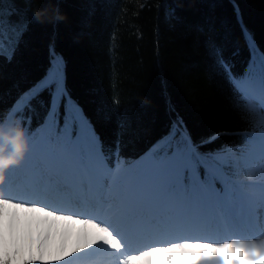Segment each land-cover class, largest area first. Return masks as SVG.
I'll return each instance as SVG.
<instances>
[{"label": "trees", "instance_id": "obj_1", "mask_svg": "<svg viewBox=\"0 0 264 264\" xmlns=\"http://www.w3.org/2000/svg\"><path fill=\"white\" fill-rule=\"evenodd\" d=\"M262 54L264 0H0V130L44 126L55 151L80 119L109 166L189 147L217 186L262 130L239 87ZM61 78L63 95L42 85Z\"/></svg>", "mask_w": 264, "mask_h": 264}, {"label": "snow or ice", "instance_id": "obj_2", "mask_svg": "<svg viewBox=\"0 0 264 264\" xmlns=\"http://www.w3.org/2000/svg\"><path fill=\"white\" fill-rule=\"evenodd\" d=\"M243 31L246 41H250L254 45L255 42L251 39V34L248 33L246 28ZM59 64H63L62 57L59 58ZM259 69L260 77L258 83H254L255 78L250 79L247 83V88L252 92L258 93L260 97L259 108L264 110V54L261 55ZM58 70H60L59 66ZM229 77L230 80L236 81L230 71ZM239 83V81H236L237 85ZM51 84L56 85L61 95L64 94L62 78L59 81L52 80L50 83L42 82L43 87H50ZM30 91L33 96L37 94L36 90ZM31 98V96H28L29 100ZM70 120L71 116H68L66 123ZM259 136L264 139V130L260 132ZM67 141H71V138L69 137ZM86 159L98 176L97 183L99 186L104 187L106 185L104 187V198L107 200L110 195V189L116 180L113 179L109 183V177L100 173L99 169L103 167L101 164L102 156L96 148L87 149ZM260 162L264 166V159ZM159 163H163L166 166V172L172 186L187 189L188 183H190L193 189H197L199 184L200 190L210 191L220 196V193L216 192L212 183H205V181L199 179V175L195 170L196 164L191 159L165 157ZM190 170L191 176L189 177L186 173ZM251 178L249 176V179ZM43 192L33 186L24 195L40 197ZM55 194L61 198L74 197L79 199L92 197L99 206L102 203L99 195L93 193L92 184L88 181L87 176L77 187H73L70 184L57 186ZM258 207L264 209V202L259 203ZM19 209H23L33 216L32 224L36 227L35 254H33L32 247V224H27L24 229L21 228L15 211ZM75 225L80 226L82 233L78 243L67 251V255L61 254L55 259L45 260V245L52 233ZM169 236L155 230L132 234L122 226L118 217L109 214H107V219H100L87 212L74 210L69 207L0 197V264H77L81 253L88 254L89 250L96 251L98 247L110 251L112 254H120L122 258L119 259L118 264H170L173 259L172 254H190L191 251L197 248H210L217 250V252H223L227 249L242 251L244 253L243 264H256L257 261L264 259V239L256 242L255 240L233 238L225 242H215L185 238L180 241L162 242L159 244L151 243L163 240ZM132 243L144 244L145 247L134 254H126ZM63 251L64 248L61 247V252ZM176 264H182V261L177 260ZM194 264H226V261L223 255H209L201 252L199 259ZM231 264H242V261L233 258Z\"/></svg>", "mask_w": 264, "mask_h": 264}, {"label": "bare ground", "instance_id": "obj_3", "mask_svg": "<svg viewBox=\"0 0 264 264\" xmlns=\"http://www.w3.org/2000/svg\"><path fill=\"white\" fill-rule=\"evenodd\" d=\"M53 65L58 69L55 64ZM36 146L28 147L21 163L5 171V180L0 184V197L35 201L58 206L53 196H50L54 191L53 184L55 187L58 186V183L56 184L58 179L49 177V174L42 173L39 164H35L36 160H38ZM262 159H264V139L257 136L255 145L252 146L245 157L252 171V178L249 179L247 177V181L252 183L258 181L259 185H264V168L260 162ZM142 163L144 166L139 167L138 179L132 181L130 178L123 175L120 165H117L111 172H107L104 169V163L101 161L103 167L99 169L100 173L109 177V183H111L113 179L116 180L110 189V195L106 200V204H103L100 211H90V206L95 203V200L92 197L81 198L80 204H77L79 205L77 206V210L87 212L100 219H107V214H109L118 217L120 220H127V224L124 228L132 234L141 231L155 230L170 235L163 240L153 241L154 244L171 242L182 237L186 238L189 234V231L186 232L184 228L187 222H190L188 229L195 230L199 239L203 240L217 241L227 236H244L246 234L258 235L262 233L257 227L256 207L249 206L244 202V197L236 194V190L238 189L236 188L237 185L235 182L229 189V194L233 195L236 199L235 201H223L219 204L220 208H217L207 196L206 204H203L197 213L195 211L186 221H182L183 219H181L182 211H178L180 204L177 202L175 208L176 218L165 226H161L158 230L157 227H159V223L156 224L155 220L158 219V211L160 202L163 200L164 190H162L159 195L148 190L147 179L152 174L151 169L153 164L145 159L142 160ZM59 165L62 171H66L64 173L66 177L62 178L65 180H61L62 184H70L73 187H77V181L79 179L78 174L82 176L85 174L88 181L92 184L93 193L99 195L100 200L105 197L104 187H106V185L104 187L99 186L97 183L98 176L92 168L87 167L80 172L77 169L76 163L65 160L60 161ZM54 166H58V162H55ZM256 172H259V174H256ZM71 175H73V177H71ZM168 181L169 178L168 175H166L163 184L166 185ZM33 186L40 191H44L40 197L24 195V193ZM215 212L218 213V216L215 215ZM240 218H244L245 220L243 226L240 224V222H242L239 220ZM201 222L210 225L214 224L215 227L213 229H216L214 232L215 235L211 236V233L200 225ZM137 224L140 225L137 226ZM81 235L82 233L79 225L71 226L62 231H54L45 245V257L47 259L49 257L55 259L58 255H67V251L78 243ZM35 243L36 236L33 234L32 247L34 253ZM139 245V243H132L126 254H134L138 250H143L145 246L139 247ZM61 247L64 248L63 252H61ZM121 258L122 256L120 254H112L110 251L98 247L96 251L89 250L88 254L81 253L77 264H118Z\"/></svg>", "mask_w": 264, "mask_h": 264}, {"label": "rangeland", "instance_id": "obj_4", "mask_svg": "<svg viewBox=\"0 0 264 264\" xmlns=\"http://www.w3.org/2000/svg\"><path fill=\"white\" fill-rule=\"evenodd\" d=\"M256 79V78H255ZM254 83H258V81H254ZM239 87L241 88L242 92H243V96L244 99L246 101L247 106L253 111V113L256 115L258 122L260 123V125H264V110H261L259 108V104H260V98L258 96V93L252 92L247 88V83L245 84H241L239 85ZM262 130H264V127H262ZM260 134V133H259ZM259 134L254 135L253 141L250 143V145L248 146V148L246 149L247 151L244 153L243 156L240 157H234V160L232 161L233 165L232 168L233 170H235V175L236 178L234 179V182L240 179V175L244 174L245 177H249L252 176V171L248 166L247 161L245 160L246 154L248 153V151L252 148V146L255 145V140L256 137L259 136ZM26 142L28 147H32L31 146V141L26 138ZM39 152L38 155H42V149H40V144L38 145V149L37 152ZM235 156V153H233ZM87 155V154H85ZM60 156V152H56V153H48L46 156V161L49 162H53V160H55L57 157ZM171 157H177L176 154H172ZM145 160H147L148 162H153V168H152V174L149 176V178L147 179V186L149 187V191L154 192L155 194L159 195L160 192H162L163 188L165 187L164 183V179L166 177L167 173H164L165 171H161V168H159V164L154 162V159H152L151 157H144ZM39 163L38 161L35 162ZM42 167L45 166L44 164H41ZM138 165H141L140 161L138 162ZM85 166H90L89 162L87 161ZM144 166V164L142 163V165L140 167ZM122 173L125 177L131 178L130 180H137L139 175L136 172H133L132 169L130 168H125L124 166H122ZM264 168V166H263ZM138 170H139V166H138ZM138 172V171H137ZM256 174H259V172H256ZM233 181H229L227 180V178L223 179V183L221 186V191H217L218 193H220V196H217L215 193H212L216 196V198H214L215 200H217V204H221L223 201H229V202H233L236 199L233 197V195L229 194V189L230 186L234 183ZM254 184L251 183H242L239 185L238 190H236V194L237 195H241L244 197V202L246 204H248L249 206H258L259 203L264 202V186L262 187H258L256 188V190L258 191V194H255L253 192L254 190ZM260 186V185H259ZM253 188V189H252ZM216 190V189H215ZM188 192L190 194V204L187 207L182 206V210L186 213H188L191 209H196L197 207L200 208L203 204H204V197H207L206 194L204 192H202L201 190L199 192H196V204H192V194H193V189H190V187L188 188ZM188 192L186 191V193L188 194ZM167 194V201H166V207L165 210H169L170 209V204L176 202L175 200V196L180 194V190L179 188H173L172 185H170V188L166 191ZM177 199V196H176ZM162 208V206H161ZM187 208V210H185ZM197 208V209H198ZM259 213V212H257ZM263 214V213H262ZM182 215H184V213H182ZM264 217V216H263ZM264 219L262 220L263 223ZM261 223V222H260ZM260 223L258 224V227L264 228V225H260ZM264 224V223H263ZM216 229H213L212 231H210L211 236L215 235ZM250 236H244V237H230L229 239H216L217 241L215 242H225L227 240L233 239V238H238V239H243V240H255L256 242H259L261 239H264V231H262L261 234L258 235H253V234H249ZM252 235V236H251ZM33 254L34 251H33ZM53 259L52 257H49L48 259L45 257V260H50Z\"/></svg>", "mask_w": 264, "mask_h": 264}, {"label": "clouds", "instance_id": "obj_5", "mask_svg": "<svg viewBox=\"0 0 264 264\" xmlns=\"http://www.w3.org/2000/svg\"><path fill=\"white\" fill-rule=\"evenodd\" d=\"M27 150L28 145L23 130L20 128L11 129L9 131L0 130V184L5 180V171L13 166L19 165ZM15 211L22 229L26 228L27 224H32V214L27 213L23 209ZM32 233H36L34 224H32ZM201 252L209 255H223L226 264H231L233 258L241 260L243 264L244 253L242 251L227 249L223 252H217V250L210 248H197L191 251L190 254L174 253L172 254L173 259L170 264H176L177 260L182 261V264H194V262L199 259V254ZM256 264H264V259L257 261Z\"/></svg>", "mask_w": 264, "mask_h": 264}]
</instances>
